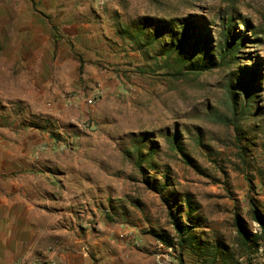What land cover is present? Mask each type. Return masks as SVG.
I'll list each match as a JSON object with an SVG mask.
<instances>
[{
	"label": "rangeland",
	"instance_id": "1",
	"mask_svg": "<svg viewBox=\"0 0 264 264\" xmlns=\"http://www.w3.org/2000/svg\"><path fill=\"white\" fill-rule=\"evenodd\" d=\"M160 23L168 30L150 46L120 35L148 26L139 45ZM186 23L185 49L198 43L208 58L224 29L228 43L247 39L199 73L138 71ZM241 105L236 140L209 114ZM12 177L39 223L30 212L5 223L0 264H178V247L149 233L175 235L167 207L178 201L201 241L264 264V236L243 250L232 226L237 212L258 231L250 198L264 212V0H0V193L18 192L3 184ZM179 256L202 264L187 249Z\"/></svg>",
	"mask_w": 264,
	"mask_h": 264
},
{
	"label": "trees",
	"instance_id": "2",
	"mask_svg": "<svg viewBox=\"0 0 264 264\" xmlns=\"http://www.w3.org/2000/svg\"><path fill=\"white\" fill-rule=\"evenodd\" d=\"M163 23L153 25L152 30L140 40V44L138 45V36H142L144 33V29L147 28L145 25H136L135 31L133 33L127 32L123 29L120 32V35L126 36L127 44L132 48L134 44L137 45V48L140 46L146 47L150 46L158 37L163 36V31L168 30L167 25H162ZM245 27L246 23H242ZM189 25L186 23L184 25L183 31L180 36H176L171 40V42L165 44L163 48L156 54L150 55L147 58L146 65H142L139 67L138 71L142 73H150L155 70H165L164 74L169 75L173 78H181L184 77L187 73H199L204 71L210 67H213L216 63L223 64L227 62L226 58H234L235 52L240 45L247 39L245 34L234 37L229 43L225 41L226 37V29L222 32L224 33V42L221 43L217 48V52H215L212 56L206 54V52H201L202 48H199V44L196 43L195 46L190 47L187 50L186 48V38L188 37ZM226 42V43H225ZM200 52V55L196 57L195 55ZM203 51V50H202ZM207 55V56H206ZM151 60V61H150ZM79 70L81 71V63L79 64ZM245 114V107L241 105L238 109H235L232 106L230 110V114H222V113H212L209 116H212L213 119L217 122H220L224 125H229L232 127L235 139L237 140L240 135L239 128V119H241ZM173 146L178 154L185 157L184 152L181 147L173 141ZM137 167L141 168L139 160L134 162ZM145 186L153 192L162 193L165 189V183H152L148 181H144ZM172 203H176L177 198L174 196H163L161 195V200L164 204L168 203V200ZM189 207V198L187 195L184 197V202L182 203ZM249 204V217L255 222L258 226V231L251 232L247 226L243 218L237 213L234 212L232 215V226L236 235V244L239 248L243 250H251V248L255 247L258 244V239L264 236V212L257 207L254 203L253 199H248ZM171 206H175L173 210H171ZM180 209V201L176 204L171 205L169 203L167 207V215L169 218V222L171 223L174 233V236H170L168 233L164 231H149V233L160 242L165 247H169L175 251L176 246L178 247V264H182V259L179 256L181 250L187 249L189 250L195 257L198 258V261L202 264H214L216 262H220L222 264H241L240 261L237 260V257L234 258V254L229 253L226 246L221 240H215L212 243H207L201 241L194 233L191 231L190 220L187 219V223H184L180 220L178 216V211ZM241 256V254L239 255ZM245 264H248L249 258L245 257Z\"/></svg>",
	"mask_w": 264,
	"mask_h": 264
},
{
	"label": "crops",
	"instance_id": "3",
	"mask_svg": "<svg viewBox=\"0 0 264 264\" xmlns=\"http://www.w3.org/2000/svg\"><path fill=\"white\" fill-rule=\"evenodd\" d=\"M29 151H24L22 153V156H24V154L26 155V153H28ZM13 157H16V153L12 152ZM20 154L18 153V156ZM6 181H3V184H7L8 187H10L9 189L4 188V190H8V192L12 189L18 191V192H14L12 196H7L5 194L0 193V200L3 201L0 203V235L1 237H8L10 238L9 234L7 236H5L4 232L8 230V228L6 227V224L8 223V221H10V218L14 219L15 218V214L18 215L20 217V219H22L23 217V213L24 212H30L31 214H29V219L31 221V217H34L32 220L37 224L39 223V219H36L35 216H37V212L40 211L39 206L38 207H33L31 208V206H27L22 203V186H21V182H19L17 179H15V177L11 178H4ZM11 184V185H10ZM2 186V185H0ZM6 193V192H4ZM17 206H18V210H17ZM6 223V224H5ZM12 228V227H11ZM13 230H15V227H13Z\"/></svg>",
	"mask_w": 264,
	"mask_h": 264
},
{
	"label": "built area",
	"instance_id": "4",
	"mask_svg": "<svg viewBox=\"0 0 264 264\" xmlns=\"http://www.w3.org/2000/svg\"><path fill=\"white\" fill-rule=\"evenodd\" d=\"M102 93V90L100 88H96L94 91V94L100 95Z\"/></svg>",
	"mask_w": 264,
	"mask_h": 264
}]
</instances>
